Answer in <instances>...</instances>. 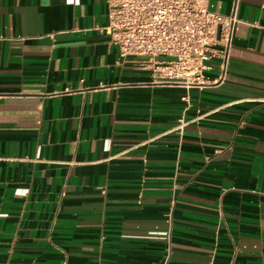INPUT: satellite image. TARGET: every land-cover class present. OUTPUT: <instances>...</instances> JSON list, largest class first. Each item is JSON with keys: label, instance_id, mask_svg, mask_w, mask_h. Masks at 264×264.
Listing matches in <instances>:
<instances>
[{"label": "crops", "instance_id": "0c3cea01", "mask_svg": "<svg viewBox=\"0 0 264 264\" xmlns=\"http://www.w3.org/2000/svg\"><path fill=\"white\" fill-rule=\"evenodd\" d=\"M205 1L239 22L184 86L107 0H0V264H264V0Z\"/></svg>", "mask_w": 264, "mask_h": 264}, {"label": "built area", "instance_id": "2783aa9c", "mask_svg": "<svg viewBox=\"0 0 264 264\" xmlns=\"http://www.w3.org/2000/svg\"><path fill=\"white\" fill-rule=\"evenodd\" d=\"M107 8L106 33L120 60L137 62L155 82L204 85L215 61L224 79L239 22L236 8L228 16L209 10L205 0H107ZM186 125L174 130L181 132Z\"/></svg>", "mask_w": 264, "mask_h": 264}]
</instances>
